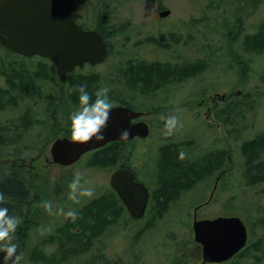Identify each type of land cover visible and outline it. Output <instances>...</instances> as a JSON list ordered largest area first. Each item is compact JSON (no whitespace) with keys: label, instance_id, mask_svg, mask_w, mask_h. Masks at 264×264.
<instances>
[{"label":"rangeland","instance_id":"rangeland-1","mask_svg":"<svg viewBox=\"0 0 264 264\" xmlns=\"http://www.w3.org/2000/svg\"><path fill=\"white\" fill-rule=\"evenodd\" d=\"M70 1L78 12V21L88 28H93L95 22L98 29H103L108 48L111 47L104 63L76 69L72 75L97 76L96 90L107 86L113 107L130 106L146 113L140 119L148 124L149 135L142 140L126 142L118 155V165L131 166L152 189L158 178L159 152L165 145H174L179 152L183 150L186 158L181 161L220 154L222 169L196 180L190 190L180 191L178 198L168 205L166 218L164 213L148 223L149 215H153L150 204L146 220L131 222L124 212L107 228L100 229L96 236L81 237L76 221H71V228H68L70 219L49 215L39 206H29L28 221L23 224L21 237L13 241L23 253L20 264H99L96 262L99 254L104 262L127 264L132 262L136 252L147 248L152 254L145 258L146 264H163L159 256L165 257V264H197L187 260L190 255L195 257L192 213L197 205L206 201L219 173L212 201L198 210L197 217L239 216L250 230V243L242 259L238 256L226 264H264V180L247 184L246 159L239 150L244 142L259 137L264 139V50L258 55L242 53L239 46L242 34L232 42L233 52L242 53L239 55L250 65L248 81L242 84L239 70L225 49L224 38V35H237L240 26L245 28V34L252 35L260 30L264 25V0L251 7L249 0H113L107 7L112 12L110 9L103 12V6L97 3L99 0ZM166 9L170 10L169 16L159 19L158 11ZM92 12L97 13V20L91 19ZM124 25H127L126 30L118 32ZM146 37L154 38L155 42L144 43ZM2 58L0 54V91L7 86L6 75L2 72L9 60L30 74L42 70L43 64L46 78L34 79L28 96L14 92L17 96L11 106L0 105V158L16 153L21 146L26 157L34 161V172L38 173L35 182L39 189L49 190V200L65 211L84 210L88 204L112 192L108 178L113 168L109 166L89 168L85 165L88 157L69 167L45 161L52 141L69 133L66 127L69 114L79 107L72 106L74 103L65 97L68 77L60 84L53 66L38 58ZM127 60L172 65L203 61L206 69L196 77L136 92L120 76ZM61 87L64 88L62 98ZM231 101L246 104L243 109L236 106L241 109L238 120L225 117L224 110ZM63 112L68 116L61 117ZM169 115L177 116L182 127L166 137L162 117ZM21 135L47 138H18ZM254 157V162L264 164V151ZM77 173L82 183L90 182L95 193L91 199L82 198L80 203L68 198V185ZM147 226L150 228L143 231ZM158 226L164 240L159 250L154 249L159 246Z\"/></svg>","mask_w":264,"mask_h":264},{"label":"trees","instance_id":"trees-1","mask_svg":"<svg viewBox=\"0 0 264 264\" xmlns=\"http://www.w3.org/2000/svg\"><path fill=\"white\" fill-rule=\"evenodd\" d=\"M70 6L73 7L70 0H65ZM113 0H99L98 4L102 5V11L105 12ZM118 0H114L116 2ZM244 1V0H243ZM263 0H249V6L251 4H259ZM243 4V3H242ZM241 4V7H242ZM238 12L237 9H235ZM234 13V12H233ZM235 14V13H234ZM126 26L121 27L118 32L126 30ZM110 29V28H109ZM124 29V30H123ZM245 28L237 31V35L230 36L224 35L225 38V49L230 55L233 63L236 64L239 70V82L244 84L248 81V73L250 72V65L248 60H244L239 54H255L258 55L264 50V25L260 30H256L252 35L245 34ZM101 32V31H100ZM102 34V33H101ZM243 36L240 42V49L242 53H234L232 50V42L236 40L237 36ZM172 37V36H171ZM105 39V37H104ZM174 41V39L172 38ZM106 41V39H105ZM228 41V42H227ZM145 42L154 43V38L146 37ZM110 51H111V47ZM43 61V60H42ZM46 62V61H45ZM41 64V63H40ZM42 70L36 71L33 74L30 72L26 73L24 69H20L15 62L8 61L5 70L2 74L6 75L7 86L4 90L0 91V105L2 107L11 106L15 101L13 93L19 94V96H28L29 90H31L34 79H44L46 75ZM206 65L203 61H196L191 63H182L180 65H172L168 62L159 61H129L125 63L121 69L120 76L125 81L128 87L133 88L136 92L138 90H150L153 88H162L170 82H180L190 77H196L197 75L204 72ZM45 70V69H44ZM73 73V72H72ZM72 73L68 75V89L66 98H69L72 103L78 104V93L73 92V86L84 84L87 86V91L90 94H94L96 91L97 76H73ZM61 91V98L63 97L64 88H59ZM231 101L224 110L225 117L235 120L240 117L241 109L246 104L245 102ZM123 105H127L125 101H122ZM239 105L240 107H236ZM127 107V106H125ZM128 108L132 109L130 106ZM221 111L217 113L219 115ZM217 118V116H215ZM13 123V122H12ZM13 123V127H14ZM125 143L112 142L106 146L93 151L86 157L85 165L89 168H100V167H111L117 164L118 155H120L121 147ZM240 152L246 159L245 165L247 166V173L245 174V180L248 185L257 184L264 180V164L262 162H254V155H258L264 151V139L259 137L254 140L244 142L239 146ZM179 150L173 148H165L161 151L160 160L158 164V188L154 192L155 207L152 211L160 213L164 209V205L176 197L180 190L187 188L196 180L205 177L214 171H217V167L220 165L222 157L218 154L217 156H205L202 159L194 160L193 162L181 161L178 159ZM28 182L25 180V174H15L13 170L5 169L0 171V192L6 197V203L0 206L7 207L9 209V215H17L22 217V223L19 225L17 230H22L24 224V211L25 208L29 207L28 201L30 199L28 191ZM116 200V199H115ZM114 201L113 192H108L106 196L101 198L100 201L88 204L83 208L76 210L78 213V219L76 220V226L80 227V235L96 236L100 229L104 228L110 222H114L118 216H120V209L116 206ZM71 220L67 222L66 227L71 228ZM240 254V253H239ZM33 257V256H31ZM35 258V257H33ZM34 260V259H33ZM46 262H50L47 260Z\"/></svg>","mask_w":264,"mask_h":264},{"label":"water","instance_id":"water-1","mask_svg":"<svg viewBox=\"0 0 264 264\" xmlns=\"http://www.w3.org/2000/svg\"><path fill=\"white\" fill-rule=\"evenodd\" d=\"M169 13L163 10L158 16L163 18ZM0 45L24 57L37 55L48 59L61 83L76 67L100 64L108 55L102 36L78 26L71 7L64 0H0ZM141 115L124 107L112 108L103 141L82 144L56 139L50 147L52 162L68 166L109 142L146 137L147 125L132 123ZM124 129L130 133L126 140L119 136ZM109 185L118 193L131 216L143 215L147 192L141 184L135 183L128 169L115 170L110 175ZM193 233L195 242L202 246L204 260L215 263L231 258L246 242L244 224L236 216L194 221ZM3 256L4 253H0V264H3Z\"/></svg>","mask_w":264,"mask_h":264},{"label":"clouds","instance_id":"clouds-1","mask_svg":"<svg viewBox=\"0 0 264 264\" xmlns=\"http://www.w3.org/2000/svg\"><path fill=\"white\" fill-rule=\"evenodd\" d=\"M73 92L78 93V104L69 114L67 130L70 134V140L75 143H88L90 141H103L104 130L108 125L110 112L113 103L108 97L109 88L107 86L97 89L94 94L87 91L84 84L73 86ZM164 123V135L171 136L179 127H182L177 116L169 115L162 117ZM130 133L127 129L120 132L121 139L126 140ZM186 158V153L181 150L178 159ZM68 198L76 203H80L82 198L91 199L94 196V188L90 182L82 183V177L79 173L75 174L68 185ZM6 203L5 195L0 192V205ZM49 215L63 216L66 220L75 222L78 219V213L74 209L65 211L63 207H57L51 200L41 201L38 205ZM22 223V217L9 215V209L0 206V253H4L3 264H20L22 259L18 254L17 243H14L15 233Z\"/></svg>","mask_w":264,"mask_h":264},{"label":"flooded vegetation","instance_id":"flooded-vegetation-1","mask_svg":"<svg viewBox=\"0 0 264 264\" xmlns=\"http://www.w3.org/2000/svg\"><path fill=\"white\" fill-rule=\"evenodd\" d=\"M73 11V19L74 21L80 25L83 29L85 30H94V31H97L98 33H102L100 31H102L103 29H98L99 27L97 26V24H95L94 22V27L93 28H88L86 26H84L83 23L79 22L78 21V12L76 11V9H72ZM160 11V10H159ZM96 12H92L90 13V15L92 16L91 19L93 20H97L96 18ZM169 16V15H168ZM102 37L104 38V35L101 34ZM0 54L3 56V58L6 57V51L0 47ZM2 58V59H3ZM72 106L74 107H78L79 104H71ZM74 111V109H73ZM62 116H68L67 113H62L61 114V117ZM51 117L53 118H59L57 114H51ZM138 120H141V119H138ZM136 120V121H138ZM135 122V121H133ZM1 138V136H0ZM18 138H47V136H42V135H33V136H26V135H21V136H18ZM51 138V137H49ZM56 138H68L70 139V134L69 133H66V134H62L60 137H56ZM134 140H139V139H133L131 141H134ZM127 142H130V141H127ZM120 143H125V142H120ZM177 149L176 146H171V145H165L161 148L160 152H159V160H160V154H161V151L165 148H173L175 150V148ZM185 147L187 148V146L185 145ZM49 152V151H48ZM92 152H90L89 154H91ZM12 155L10 156H7L6 158H0V171H5V169H10V170H13L15 172V174H25V180L28 182V191L27 193L29 194L30 196V199L28 201V204L29 206H38L39 203L41 201H44V200H49V196L51 194V192L49 190H44V189H39L40 187L37 186V183L35 181H37V178L35 177V175H37L38 173L34 172V165H33V159L32 157L31 158H27V153L26 151H24V149L21 147V146H18V148L16 149V153H12ZM220 155V154H219ZM49 157V156H48ZM48 157L45 158V161L49 164H52ZM29 159V160H28ZM28 160V161H27ZM194 160L192 161H188V162H193ZM222 161V160H221ZM221 163L220 165L217 167V171L221 170L222 167H221ZM221 167V169H220ZM115 169H118V168H126V169H129L132 173H133V180L138 183V184H142L147 192H148V198H147V202H146V207H145V211L143 213V215L139 218H135L133 216H131L128 212V210L126 209V207L123 205V203L121 202V200L119 199V196L117 195V193L112 190L113 194H114V201H116V206L119 207V209L121 210L120 211V215L123 214L124 212L127 213V219L128 220H131V222H142L144 220H146V216H147V212H148V209H149V206L151 204V208L154 209L155 207V200H154V192L157 190L158 188V183H157V180H156V184H155V188L152 189L151 186L146 183L145 181H143L142 179H140L138 177V175L136 174L135 170L131 167V166H128V165H125V164H121V165H118V161H117V164L114 166ZM222 173V172H221ZM212 174V173H210ZM209 174V175H210ZM220 175V173L218 174ZM198 181V180H197ZM197 181H195L194 183H192L190 186H188L187 188L185 189H182L180 191L182 192H185V191H188L190 190L191 188H193V186L196 185ZM181 192V193H182ZM179 193V192H178ZM210 195L207 197V200L197 206H200V207H206L208 204L211 203L212 201V198H209ZM178 198V194L176 195V197L172 198L171 200H169L165 205H164V209L161 211L160 210V213L158 214L157 212H153V215H149L151 218H148L150 219L148 223H150L151 220L154 221V219L156 218H159L162 214L165 213L164 217L166 218V213H167V208H168V205L171 204L172 202H174L176 199ZM209 198V199H208ZM116 199V200H115ZM198 212V211H197ZM197 212H194L192 213V221L195 219V218H198L197 217ZM28 216H29V207L28 208H25V211H24V224L27 223L28 221ZM120 216H118L119 218ZM215 217V216H214ZM214 217H210V218H214ZM199 219H205V218H199ZM111 223V222H110ZM107 224L104 228H107L109 225ZM245 227H246V233H247V240H246V244L244 246V248L239 252L240 254L236 255L234 258L236 257H241V259L243 258V254L246 252V250L248 249V246H249V243H250V230L248 228V226L245 224ZM148 228H150L149 226H147L143 231H146ZM159 226H158V229H157V233H158V243H159V246L157 248H154V249H161L163 246H164V240H163V237L161 236L160 232H159ZM17 237H21V231L20 230H16V233H15V238ZM151 250L149 248L147 249H143L141 250L140 252H136V254L133 255L132 257V262L130 263H127V264H146L147 262L145 261V258L146 257H149L151 255ZM162 255V254H161ZM162 261H163V264H165L166 260H165V257L164 256H159ZM97 260L96 262H98L99 264H113V263H108V262H104L103 258H102V255L99 254L97 255ZM187 260L190 262H193V263H197V264H226L227 262L229 261H226V262H222V263H212V262H209V261H205L204 260V257H203V254H202V250L201 248L198 246V245H195V257L194 258H191V255L187 258ZM114 264H125V263H114Z\"/></svg>","mask_w":264,"mask_h":264}]
</instances>
